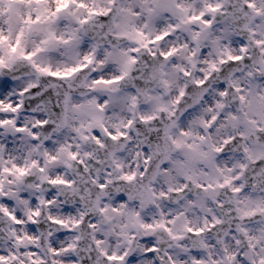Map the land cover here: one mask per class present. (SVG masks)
Wrapping results in <instances>:
<instances>
[{
    "label": "clouds",
    "instance_id": "obj_1",
    "mask_svg": "<svg viewBox=\"0 0 264 264\" xmlns=\"http://www.w3.org/2000/svg\"><path fill=\"white\" fill-rule=\"evenodd\" d=\"M216 2L221 14L208 11ZM83 3L35 5L15 53L20 29L0 24L11 37L0 59L19 77L12 91L33 97L19 98L28 131L0 136V190L29 201L54 192L52 214L74 229L58 244L77 245L75 264H264V0H169L150 15L125 11L133 0ZM92 7L114 14L88 16ZM201 13L211 25L194 19ZM233 56L245 59L229 66Z\"/></svg>",
    "mask_w": 264,
    "mask_h": 264
},
{
    "label": "snow or ice",
    "instance_id": "obj_2",
    "mask_svg": "<svg viewBox=\"0 0 264 264\" xmlns=\"http://www.w3.org/2000/svg\"><path fill=\"white\" fill-rule=\"evenodd\" d=\"M42 0H0V24L8 26L9 32L17 31L16 45L11 46V51L16 52L17 46L20 43V38L23 35L21 25H30L33 23L32 20V9L35 5H38ZM169 0H133L132 8H127L125 11L131 12L132 15H140L141 12L134 11L135 8H140L143 14L150 15L157 10V5L167 4ZM70 6L76 8H85L86 4L83 0H57V12L63 11ZM208 11L212 13H222V3H209L207 5ZM114 14L113 8H98L92 7L88 9V16H102L107 19ZM39 16V14H37ZM88 17H85L87 20ZM194 19H203L206 25H211L212 20L201 13L200 16L194 17ZM55 39V37H53ZM11 37L8 35L0 34V43L10 42ZM243 45L244 41H240ZM261 43L260 41L256 42ZM40 51L36 49L32 52H21L20 55L25 60H32ZM172 49L170 52L163 53V56H169L174 52ZM155 55V53H150ZM85 60L91 61V56H85ZM245 57L233 56L228 61L229 66L239 63L240 60ZM38 71L48 73L49 69L41 68L39 65L36 66ZM215 68V65H213ZM73 68L72 71H76ZM68 73L64 72H51L52 78L66 77ZM18 76L11 72L5 65L3 59H0V136L9 137L10 140L14 137L21 136L26 133L28 129L24 126L22 120L27 114L22 112L21 109L27 108V102L21 101L19 98L27 96L29 100L33 97L28 92L16 91L13 92V86L18 80ZM197 84L207 88L209 84H212V78L209 77L207 80L197 81ZM213 87L220 89L224 88L223 84H214ZM239 91V89H236ZM36 94H39L38 90L33 88L31 90ZM226 91H220V96H227ZM5 96H9V102L4 103ZM243 99V97H241ZM219 107H223L222 104H218ZM19 114V118H14ZM216 119V117H213ZM46 122L37 121V126H44ZM36 128L33 127L32 132L35 133ZM35 138V137H33ZM109 138L115 139L111 133ZM97 142H100L99 136H97ZM11 146V143H9ZM220 151V149H217ZM55 160L56 157H51ZM13 167H16L13 165ZM4 171L10 172L11 169L5 168ZM18 172L24 175L26 170L24 168H18ZM126 179L132 177L126 176ZM53 185H71V180L55 179L50 182ZM100 188L105 187L104 183L99 185ZM203 187V186H200ZM182 191V189H177ZM233 191H239V189H233ZM27 193H7L0 190V264H64V259L72 261L75 264L76 256L74 253H78L76 244H68L66 247H60L58 240L68 235L74 229L68 226V220L62 218L60 214H52L56 211L53 207L55 201L53 199L54 192L48 193V199L42 200L38 196H33L31 200L24 199ZM123 197H120L122 199ZM39 204L40 207H36ZM27 205V207H25ZM47 207L52 211L45 213L43 208ZM73 211L67 204L63 206V212L68 213ZM103 211V209H101ZM247 215V214H246ZM84 223V220L78 219L73 220L72 224L79 226ZM48 229L50 246L45 248L43 243L38 242L43 240V236L40 234L44 232V229ZM92 225H89L91 227ZM55 230V231H53ZM196 230L190 229V232ZM203 232V229L199 230ZM96 245H99L100 241H95ZM87 249H85L86 251ZM101 255L106 261L124 260V256L110 255L104 252L103 249L99 250ZM151 254V253H149ZM198 255V254H197ZM64 257V259H58V257ZM91 259V257H89ZM135 257H129V264L134 260ZM195 264H202L200 260H196Z\"/></svg>",
    "mask_w": 264,
    "mask_h": 264
}]
</instances>
